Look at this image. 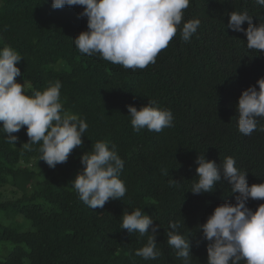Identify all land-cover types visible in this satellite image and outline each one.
<instances>
[{
    "label": "trees",
    "instance_id": "obj_1",
    "mask_svg": "<svg viewBox=\"0 0 264 264\" xmlns=\"http://www.w3.org/2000/svg\"><path fill=\"white\" fill-rule=\"evenodd\" d=\"M82 10L53 9L51 0H0V49L10 46L23 58L17 82L32 95L60 81L63 109L88 124L82 146L55 168L39 160L41 145L28 142L24 127L13 133V145L0 125V264H184L167 244L171 222L185 224L179 232L190 239V264H207L199 225L237 194L223 180L211 193L192 194L196 157L218 165L234 157L249 185L264 181V131L240 133L235 111L240 93L264 77V53L248 49L244 33L227 27L232 11L247 10L254 25L264 23V7L254 0H190L182 24L199 19L197 32L185 42L178 29L144 69L81 54L73 39L87 30ZM151 101L171 110L173 127L134 131L126 106ZM100 140L115 145L124 161L119 179L127 191L93 210L71 181L83 170L81 155ZM166 186L179 207L161 206ZM261 203L249 199L246 206L255 211ZM136 208L159 226L161 255L148 262L135 252L151 233L121 229L123 214Z\"/></svg>",
    "mask_w": 264,
    "mask_h": 264
},
{
    "label": "clouds",
    "instance_id": "obj_2",
    "mask_svg": "<svg viewBox=\"0 0 264 264\" xmlns=\"http://www.w3.org/2000/svg\"><path fill=\"white\" fill-rule=\"evenodd\" d=\"M254 3L264 7V0H254ZM189 4L190 0H51L53 9L82 7L78 15L86 18L87 30L73 39L81 54L99 53L101 58L126 69H144L155 63L158 53L169 45L178 29L182 39L190 41L201 22L194 18L182 24L184 10ZM245 22L246 29L242 27ZM227 27L244 33L248 49L264 53V23L254 25L253 16L247 10L230 12ZM22 59L10 46L0 49V125L7 142L13 145L18 139L13 133L24 127L28 142L41 145L39 160L49 168H55L67 161L73 149L82 146L88 124L63 109L62 85L58 80L42 92L29 95L24 84L16 80L21 76L17 65ZM154 105L155 101L139 109L126 106L134 131L146 128L159 133L173 127L171 110ZM235 111L240 133L251 135L256 130L264 131V127L258 128V118H264V77L240 93ZM80 161L83 170L71 182L84 204L93 210L103 209L108 201L120 200L125 195L127 188L119 179L124 161L117 154L115 145L110 149L107 141H97L90 153L81 155ZM195 164L198 179L191 186L192 194L211 193L222 180L230 186V193L237 194L234 204L225 202L216 206L199 225L198 230L208 242L207 264H241L242 261L244 264H264V203L255 211L246 206L249 199L264 200V181L249 185L246 172L236 167V160L231 156L218 165L201 155L196 157ZM170 183L175 185L178 181L173 179ZM161 195V206L179 207L181 200L176 204L177 200L167 196V186ZM153 221L140 208L122 216L121 229L129 234L138 232L145 236L151 233L146 244L135 252L145 262L161 255L156 239L159 226ZM184 225L179 222L169 224L171 231L167 233V244L176 250L184 264H190V239L179 232Z\"/></svg>",
    "mask_w": 264,
    "mask_h": 264
}]
</instances>
